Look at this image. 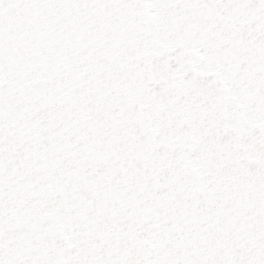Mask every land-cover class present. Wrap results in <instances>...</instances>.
Wrapping results in <instances>:
<instances>
[{"label":"snow or ice","instance_id":"obj_1","mask_svg":"<svg viewBox=\"0 0 264 264\" xmlns=\"http://www.w3.org/2000/svg\"><path fill=\"white\" fill-rule=\"evenodd\" d=\"M0 264H264V0H0Z\"/></svg>","mask_w":264,"mask_h":264}]
</instances>
